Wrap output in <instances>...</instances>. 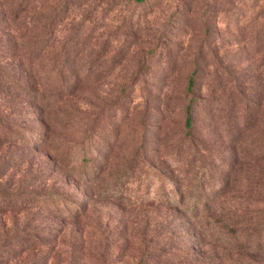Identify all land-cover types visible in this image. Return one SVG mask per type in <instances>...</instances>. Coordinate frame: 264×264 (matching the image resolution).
<instances>
[{
    "label": "rangeland",
    "instance_id": "obj_1",
    "mask_svg": "<svg viewBox=\"0 0 264 264\" xmlns=\"http://www.w3.org/2000/svg\"><path fill=\"white\" fill-rule=\"evenodd\" d=\"M1 133L0 264H264V0H0Z\"/></svg>",
    "mask_w": 264,
    "mask_h": 264
},
{
    "label": "trees",
    "instance_id": "obj_2",
    "mask_svg": "<svg viewBox=\"0 0 264 264\" xmlns=\"http://www.w3.org/2000/svg\"><path fill=\"white\" fill-rule=\"evenodd\" d=\"M135 1H143V0H135ZM193 85H194V79L191 76L189 78L188 84H187V91L188 92L191 93L193 91ZM192 101H193V99H192ZM185 113H186L185 125L187 128H190L192 126L191 103L186 106ZM0 141H8V142L12 143L15 140H14V137L8 136V134H5V133H1L0 134ZM81 160L85 161L86 158L83 156ZM0 206H1V200H0ZM1 212H3V210L0 208V214H1Z\"/></svg>",
    "mask_w": 264,
    "mask_h": 264
}]
</instances>
